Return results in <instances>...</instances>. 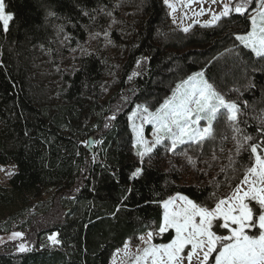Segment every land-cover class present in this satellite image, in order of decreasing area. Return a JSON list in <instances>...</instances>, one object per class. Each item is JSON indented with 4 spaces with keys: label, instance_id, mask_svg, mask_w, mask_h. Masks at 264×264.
Instances as JSON below:
<instances>
[{
    "label": "trees",
    "instance_id": "1",
    "mask_svg": "<svg viewBox=\"0 0 264 264\" xmlns=\"http://www.w3.org/2000/svg\"><path fill=\"white\" fill-rule=\"evenodd\" d=\"M5 5L14 20L7 33L0 25V166L15 165L17 172L0 188V226L17 217L31 251L4 247L0 264H110L125 243L138 244L149 231L155 244L175 238L173 231H158L166 200L183 195L212 208L241 183L254 163L249 144L264 141V60L236 40L251 30L249 13H232L215 27L186 34L172 26L164 0H5ZM120 7L137 19L125 31L129 53L119 91L104 103L97 98L87 103L105 69L102 57L93 54L65 75L66 85L55 95L46 64L58 59L62 39L72 48L85 43ZM112 37L120 40L116 32ZM201 71L226 100L237 103L241 131L218 118L214 139L176 151L199 159L229 153L209 184L188 185L179 171L162 165L170 147L156 148L143 162L137 158L129 115L138 104L160 108L178 84ZM246 135L253 140L245 141ZM91 138L102 142L99 150L88 149ZM238 140L237 153L230 146ZM49 192L51 206L28 215ZM54 234L60 243L44 247Z\"/></svg>",
    "mask_w": 264,
    "mask_h": 264
},
{
    "label": "snow or ice",
    "instance_id": "2",
    "mask_svg": "<svg viewBox=\"0 0 264 264\" xmlns=\"http://www.w3.org/2000/svg\"><path fill=\"white\" fill-rule=\"evenodd\" d=\"M165 4L173 13L177 8L169 0ZM201 3L204 0H200ZM217 0H211L215 4ZM253 0H239L234 5L224 4L223 11L216 15L211 13V20L204 27H215L218 22L232 13L245 16L249 13ZM5 0H0V25L2 31L7 33L14 20V14L5 10ZM211 10L203 8L196 15L210 13ZM49 15L55 13L49 12ZM87 14V13H85ZM110 14V13H109ZM251 30L244 35H237L244 48L250 49L256 57L264 60V0H258V7H253L249 17ZM183 31L188 32L189 28ZM138 73H133L136 76ZM132 76L129 79H132ZM221 110H224L223 112ZM143 112L148 123L155 126L154 145L170 141V150L175 152L178 145H202L206 140L215 138L214 121L219 118L230 123L235 132L240 133L237 126L240 108L235 102H230L220 94L204 77V73L197 72L176 86L170 99L155 112H149L147 107L137 108ZM219 114V115H218ZM133 113L130 119L135 118ZM115 119V116L112 117ZM206 121L201 126V121ZM137 132V146L142 150L137 155L143 158L153 151L143 137L142 129ZM245 141H252L253 137L246 135ZM264 141L249 144L254 163L248 167L240 185L226 198H220L214 207L201 205L187 196H178L166 200L163 204V223L158 225L159 233L175 230V239L170 243L155 244L152 242L154 233L149 231L147 239H139L147 245L142 255L135 258V264H192L196 259L198 264H208L212 253L217 252L215 264H264ZM242 143L237 141V153ZM139 170L137 171V174ZM12 175V173H9ZM246 186V190H245ZM177 200L180 204H177ZM222 221V225L215 224L217 229L223 228L228 234L217 235L213 230L214 222ZM253 229L258 234L251 235ZM58 235V234H57ZM57 235L49 237L53 245L59 244ZM14 238H22L21 233H13ZM190 246V249H189ZM128 243H125L127 249ZM185 249L189 251L185 254ZM19 251H31L24 244H20Z\"/></svg>",
    "mask_w": 264,
    "mask_h": 264
},
{
    "label": "rangeland",
    "instance_id": "3",
    "mask_svg": "<svg viewBox=\"0 0 264 264\" xmlns=\"http://www.w3.org/2000/svg\"><path fill=\"white\" fill-rule=\"evenodd\" d=\"M238 2V0H217V2L213 4L211 3V0H204L203 3H201L200 0H169V3H172L177 8V11L175 13L172 12V10L168 7L167 4L165 5L167 7L169 20L172 26L176 30H180L183 33L188 34L198 27H204L202 25L211 20V13L219 15L223 11L224 4L234 5ZM255 7H258V0L256 1ZM202 8L204 10L210 9L211 12L204 15H196V13L199 12ZM250 15L251 11H249V17ZM136 19L137 15H135V12H131L129 10H126L124 7H120L117 12H113L109 15L107 19V26L97 28V30L92 29L90 31L85 43L80 44L75 48H72L68 44L67 39L63 38L61 47L59 48V54L57 57L58 59L53 60V62L48 61L46 64L48 70L46 77L50 90H52L55 95L56 92L57 94L60 93L66 85V81L64 79L65 75H70L74 73L78 69V65L80 64V61L82 59L93 54H98L102 57V60L105 65L104 76L101 84L98 86L99 90L94 91L93 95H89L87 103L91 105L96 100V98L99 100L100 103H104L114 97L115 94L119 91V83L122 78V69L127 61L129 53V46H126L125 43V41L128 40L129 34L125 33V31L130 29V25H134L133 23L136 21ZM186 27L189 28L188 32L183 31V29ZM113 32H116L118 34L120 38L119 41L115 40L112 37ZM217 91L220 93L219 90ZM138 107L141 109L143 107H147L149 112H155L159 108L154 109L148 106L147 104H138L129 115L131 130L134 136V152L137 158L141 161V158L137 155V152L142 149L137 146V132L134 130V128L142 129L143 137L145 141L148 142V145L150 147H153V151L160 146L170 147V141L166 140L163 144L154 145L156 132L155 126L153 124L148 123L147 120L144 118L147 115L146 113H143L142 111L137 112ZM134 112L137 113L136 117L130 119ZM90 123V128L92 131L91 133H96L97 128L93 127V120H91ZM205 125L206 121L202 120L201 126ZM185 145L188 144L178 145L175 152L170 150L169 156L162 162V165L167 170L176 169L177 171H179L183 184H209L212 179L216 177L220 165L223 163L224 160H226L224 158L229 153L222 151L216 156H213L209 159H199V157L195 156L190 151L184 153H176V151L180 147H183ZM101 146L102 142L99 141L91 150H99ZM231 149L236 150L237 146L233 148H231L230 146V150ZM151 153L147 154L143 158V161ZM16 172L17 167L15 165L0 166V188L7 187L9 180L16 174ZM9 173H12V175H9ZM235 188L232 190V192L235 190ZM52 194L53 192H49L43 197L38 198L36 200V204L38 207L34 208L33 210H30L29 212H27V214L34 215L39 210L44 211L45 209L49 208L52 203ZM178 196L181 195H175L170 199H175ZM177 204H180L179 200H177ZM18 222L19 219H17V217L9 216L2 223V226H0V251H4L3 248L7 247V249H12L16 252H20V244L26 245L23 229L19 228L20 224ZM216 223L222 225L223 222H214V228ZM170 231L175 232L174 229H169L168 232ZM13 233H21L22 238H14ZM222 234L228 233L227 230L221 227L219 228L217 235ZM249 234H258V230L253 229L249 232ZM50 236H48L45 240L44 247H48V244L51 243V241L49 240ZM144 237L146 240L147 234L144 235ZM152 242L154 243V237L152 239ZM145 247H147V245L144 243V241H141L140 239L138 241V244L129 241L127 249H124L125 256L121 258H118L117 256L112 258V264H135V258L139 255H142L143 249ZM189 249H185V254L189 251ZM215 253L216 252L212 253L208 264L210 263ZM185 264H187V261H185ZM192 264H198V261L194 259ZM212 264H215V259Z\"/></svg>",
    "mask_w": 264,
    "mask_h": 264
},
{
    "label": "crops",
    "instance_id": "4",
    "mask_svg": "<svg viewBox=\"0 0 264 264\" xmlns=\"http://www.w3.org/2000/svg\"><path fill=\"white\" fill-rule=\"evenodd\" d=\"M124 249H125V247H124L123 249L117 251V252L114 254L113 258L116 257V256H117L118 258L124 257V256H125V253H124L125 251H124ZM112 261H113V259H111L110 264H112Z\"/></svg>",
    "mask_w": 264,
    "mask_h": 264
},
{
    "label": "water",
    "instance_id": "5",
    "mask_svg": "<svg viewBox=\"0 0 264 264\" xmlns=\"http://www.w3.org/2000/svg\"><path fill=\"white\" fill-rule=\"evenodd\" d=\"M96 142L94 141V139H90L89 140V145H88V149L91 150L94 146H95Z\"/></svg>",
    "mask_w": 264,
    "mask_h": 264
},
{
    "label": "built area",
    "instance_id": "6",
    "mask_svg": "<svg viewBox=\"0 0 264 264\" xmlns=\"http://www.w3.org/2000/svg\"><path fill=\"white\" fill-rule=\"evenodd\" d=\"M58 238V237H57ZM53 246V244H51Z\"/></svg>",
    "mask_w": 264,
    "mask_h": 264
}]
</instances>
